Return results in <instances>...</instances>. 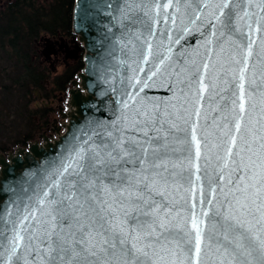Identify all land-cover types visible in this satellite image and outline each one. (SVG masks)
Segmentation results:
<instances>
[{"label": "snow or ice", "instance_id": "obj_1", "mask_svg": "<svg viewBox=\"0 0 264 264\" xmlns=\"http://www.w3.org/2000/svg\"><path fill=\"white\" fill-rule=\"evenodd\" d=\"M116 7L122 19L144 25L136 36L142 64L153 54L161 20L181 35L206 24L222 52L229 46L238 69L224 81L234 87L230 97L220 96L230 101L223 123L214 118L213 141L199 123V107L176 110L140 96L171 76L164 68L170 57L161 56L143 81L131 79L115 131L73 147L34 203L18 206L16 219L0 224V264H264V135L256 137L264 124L252 126L257 108L264 119V46L256 53L259 82L246 76L256 34L264 30V0H126ZM165 35L179 42V35L175 41ZM208 68L205 63L204 73ZM190 73L185 86L197 85L191 103L199 104L209 85L197 76L200 68ZM217 95L213 85L208 99ZM214 166L221 175L209 172Z\"/></svg>", "mask_w": 264, "mask_h": 264}, {"label": "water", "instance_id": "obj_2", "mask_svg": "<svg viewBox=\"0 0 264 264\" xmlns=\"http://www.w3.org/2000/svg\"><path fill=\"white\" fill-rule=\"evenodd\" d=\"M125 3L126 0L74 1L71 30L75 37L73 38L75 47L73 50H70L68 45L65 47L73 52L74 59L81 55L83 68L72 82L74 87L68 91L69 111L62 114L66 119L64 131H58L55 138L50 139L44 135L42 141L33 140L12 152L0 154V224H5L9 219H16L18 206L23 208L26 203H34L37 194L49 187L56 178L53 175L54 171L73 147H87L85 142L92 143L97 140L98 134L102 135L108 130L115 131V126L119 124L122 115V102L127 98L126 92L132 91L131 79L135 76L143 81L145 74H150L155 69L161 56L170 57L164 68L171 72V76L163 87L153 85L140 93V96L147 95L156 101L170 102L177 106L176 110L182 105H187L191 109L199 107L201 111L199 123L213 133L210 139L215 140L214 134L217 129L213 120L215 118L217 122L223 123L224 105L230 104L229 100H222L220 96L230 97L234 87L231 83L225 85L224 81L231 82L233 75L236 74L235 70L238 69V66L229 60V46L225 45L222 52L217 40L211 37L206 24L203 27L191 26L189 31L181 35L178 28H174L170 22L164 24L161 20L153 29L156 32L152 40L153 54L149 57L148 64H142L136 53L141 42L136 36L145 31L144 25H133L130 20L121 18L116 6L120 5L123 8ZM128 15L133 19L140 15L145 22H150L148 17H143L140 13ZM161 32L170 33L173 41L179 35V42L170 43L167 35L161 36ZM255 39L254 55L249 61L246 76L249 79L254 76L259 82L262 65L256 53L264 46L262 45L264 30L257 33ZM41 40L47 42L43 53L50 58L51 54L56 53L57 44L51 37H43ZM61 41L65 45L64 39ZM205 63L209 66L206 73L203 71ZM141 68L143 72L140 71ZM193 68L201 69L197 76L204 75L205 83L209 85V92L204 94L205 98L199 104L191 103L195 98L197 85L193 83L191 89L185 86L189 79H193L190 73ZM169 85L173 90H168ZM213 85L219 95L210 101L208 96ZM225 87L229 88L228 92H224ZM261 115L260 109L257 108L253 114L252 126L258 130L261 124H264ZM259 135H264V131L256 133L257 139ZM214 151L223 154L220 149ZM199 163L203 166L204 161L201 160ZM209 172L221 175L219 167L214 166ZM226 173L227 170L224 173L225 177ZM201 185L207 191L208 184L203 179ZM212 187L216 188L217 185L212 184ZM4 231L10 236V225ZM2 260L3 257H0V261Z\"/></svg>", "mask_w": 264, "mask_h": 264}, {"label": "trees", "instance_id": "obj_3", "mask_svg": "<svg viewBox=\"0 0 264 264\" xmlns=\"http://www.w3.org/2000/svg\"><path fill=\"white\" fill-rule=\"evenodd\" d=\"M75 0H12L5 3L0 9V57L7 64L12 63L16 69L12 77L13 86L19 90L31 92V89H43L46 99H51L57 93L67 92L68 84L74 75L83 68L77 64L73 68L55 76L50 81L51 88L44 86L49 78L46 69L34 62L36 42L40 38L72 34V14ZM52 112L50 108L43 107L38 110L42 125L35 127L39 133L48 123L47 115ZM33 134L22 138L26 145L33 141Z\"/></svg>", "mask_w": 264, "mask_h": 264}, {"label": "rangeland", "instance_id": "obj_4", "mask_svg": "<svg viewBox=\"0 0 264 264\" xmlns=\"http://www.w3.org/2000/svg\"><path fill=\"white\" fill-rule=\"evenodd\" d=\"M12 0H1L0 9L6 2ZM35 55L33 57L35 64L46 68L49 78L44 82L47 89L51 88L50 81L55 76H60L63 73L64 67H58L56 71H52L50 66L43 61L40 50L42 49V40L36 42ZM12 63H8L0 57V154L12 152L18 147L26 146L21 142L28 134H33L35 130L36 135L33 139L39 140V133L36 128L42 125V119L39 118L38 110L43 107L58 108L57 106H64L68 97L62 98L58 93L51 99H46L43 89L33 90L30 93L19 90L13 86L12 78L16 69H13ZM10 75V76H8ZM58 111L55 110L49 116L52 120L57 119L60 122ZM48 117V118H49ZM51 126V125H50ZM32 139V140H33Z\"/></svg>", "mask_w": 264, "mask_h": 264}, {"label": "flooded vegetation", "instance_id": "obj_5", "mask_svg": "<svg viewBox=\"0 0 264 264\" xmlns=\"http://www.w3.org/2000/svg\"><path fill=\"white\" fill-rule=\"evenodd\" d=\"M50 37H51L52 41L57 44L56 45V53L51 54L50 58H48L44 55L43 50L47 47V45H46L47 42H45L44 40H42L43 43L40 44V46H42L40 53L42 55L43 61L50 66L52 71H56L58 67H61V68L64 67L63 72H65L68 69L73 68V66H75L77 64H83L82 59H81V55L79 56V58L74 59L72 57L73 52L67 50L65 47L66 45H68L70 50L74 49L75 42L73 41V38H75V37H74L73 33L70 35H57V36H50ZM62 39H64L65 45L61 41ZM39 40H41V38ZM78 72L74 75V78L68 84L67 92L58 93L62 98H64L65 96L68 97V91L70 88L74 87V84H72V82L76 78V75L78 74ZM62 74L63 73H61V75ZM46 81H47V79L44 82H46ZM57 107L58 108H56V109L54 107L53 108L49 107L52 110V112L49 115H47L48 123L39 132V137H40L39 140L40 141L43 140L44 135L47 136L48 138L52 139L58 135V131H60V132L64 131L63 126H64L66 119H64V117H62V114L69 111V106H67V102H65L64 106L61 105V106H57ZM55 110H57L59 113L58 116L60 117V122L57 119H54V121L52 122L51 118L49 117L53 113V111H55ZM33 140H37V139H33Z\"/></svg>", "mask_w": 264, "mask_h": 264}]
</instances>
